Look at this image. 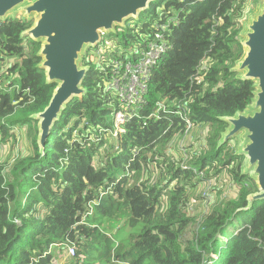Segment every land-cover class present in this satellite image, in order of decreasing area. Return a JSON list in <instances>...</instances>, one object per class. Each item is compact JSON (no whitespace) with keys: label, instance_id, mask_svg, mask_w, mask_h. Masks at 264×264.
<instances>
[{"label":"trees","instance_id":"16d2710c","mask_svg":"<svg viewBox=\"0 0 264 264\" xmlns=\"http://www.w3.org/2000/svg\"><path fill=\"white\" fill-rule=\"evenodd\" d=\"M251 1L155 0L138 20L105 34L90 49L95 55L82 58L90 69L86 94L67 105L44 152L32 117L49 106L56 86L39 68L41 43L22 37L34 22L21 15L0 22V139L27 127L32 150L0 167V264H55L70 249L74 256L60 264H264V201L247 210L256 183L243 174L234 142L219 147L229 127L222 119L254 99V83L232 72L244 55ZM159 32L170 51L138 114L115 137L122 107L108 79L116 62ZM206 127L197 151L168 153L191 128ZM213 181L229 197L193 215L195 190ZM119 222L133 238L125 248L107 234Z\"/></svg>","mask_w":264,"mask_h":264},{"label":"water","instance_id":"95a60500","mask_svg":"<svg viewBox=\"0 0 264 264\" xmlns=\"http://www.w3.org/2000/svg\"><path fill=\"white\" fill-rule=\"evenodd\" d=\"M155 0H0V22L21 15L33 21L23 38L41 43L39 68L47 83L56 89L44 112L32 117L38 123V145L44 152L54 123L71 100L86 94L83 81L90 73L82 67V58L97 48L108 33H116ZM258 12L250 16L240 34L244 55L232 72L243 81L254 83L252 104L234 117L223 118L229 126L219 147L241 138L236 155L244 158L242 172L256 183L247 210L264 201V0Z\"/></svg>","mask_w":264,"mask_h":264},{"label":"rangeland","instance_id":"374dc122","mask_svg":"<svg viewBox=\"0 0 264 264\" xmlns=\"http://www.w3.org/2000/svg\"><path fill=\"white\" fill-rule=\"evenodd\" d=\"M262 3L263 2L261 0H254L253 2H250L248 7L246 8V16L243 20V29L244 25L249 21L250 16L258 12V8L260 5H262ZM22 18L24 17L22 16ZM89 54L95 55L94 50H89ZM92 66L94 67V69H96L95 63L92 64ZM208 132V127L191 129L185 136L179 137L172 143V145L170 146L172 149L169 148L168 153L171 154L170 150L173 153L171 154V156L177 154L176 150H181L183 155H187V153L189 152L194 153L195 149L197 151L202 145H204ZM240 142L241 138L236 139L233 143V146L238 149ZM190 147H193L194 150L190 151L189 149H187ZM31 153L32 150L29 139V129L27 127L21 130L19 129V133L17 134V136L11 137L6 141H1L0 139V167L9 168L16 161V159L21 156H28ZM150 175H152L153 180L157 179L156 174L153 175L151 173ZM146 178L147 176L144 177V180H146ZM222 180H225V178L222 177ZM225 184L227 185V182H225ZM219 189L220 187L216 181L207 183V186L202 185L198 187L193 194L194 199H197V201H194L191 206V212L193 213V215L196 214L197 216H202V213H207L208 210H210L212 206L215 205V203L220 204L224 201V199L229 197L228 189L225 188V185L222 193H219ZM201 197H203V199H200ZM107 234L110 235V237L114 240L115 247L118 248L128 247L133 241V238L130 237V228L124 222H119L118 224L114 225L112 231ZM69 256L70 255L68 254V252L59 253L58 261H55V264H60L63 261H66ZM99 264H103V262H99Z\"/></svg>","mask_w":264,"mask_h":264},{"label":"built area","instance_id":"2783aa9c","mask_svg":"<svg viewBox=\"0 0 264 264\" xmlns=\"http://www.w3.org/2000/svg\"><path fill=\"white\" fill-rule=\"evenodd\" d=\"M170 47L165 35L159 32L142 52L129 57L127 62L115 63L113 73L106 84L107 91L115 94L113 96L122 107L115 117V137L121 132L122 125L138 114L148 92L153 72L170 51ZM69 255L74 256V249L69 250Z\"/></svg>","mask_w":264,"mask_h":264}]
</instances>
